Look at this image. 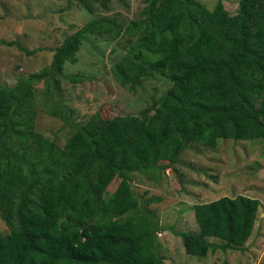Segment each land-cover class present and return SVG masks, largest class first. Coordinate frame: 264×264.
I'll return each instance as SVG.
<instances>
[{"label": "trees", "instance_id": "16d2710c", "mask_svg": "<svg viewBox=\"0 0 264 264\" xmlns=\"http://www.w3.org/2000/svg\"><path fill=\"white\" fill-rule=\"evenodd\" d=\"M73 1L94 14L109 0ZM237 7L232 17L223 0L212 9L198 0H145L141 17L126 25L110 17L88 21L54 50L48 68L30 76L50 78L56 94L64 65L76 63L88 36L124 37V53L109 69L119 86L134 93L156 78L167 85L136 115L146 126L134 140L127 118L114 111L112 118L97 113L74 123L57 93L49 114L71 131L61 147L34 131L36 104L27 81L21 89H2L10 108L0 112V163L11 177L0 176L7 228L0 233V264H163L154 240L166 227L148 210L159 198L136 193L133 176L159 182L166 170L177 173L191 143L213 149L219 140L264 139V0H238ZM23 112L25 129L16 132L14 118ZM116 177V189L107 193ZM37 178L46 182L42 206L30 201ZM103 202L113 219L95 223ZM258 207V199L244 195L195 204L197 231L175 235L197 259L242 251Z\"/></svg>", "mask_w": 264, "mask_h": 264}, {"label": "rangeland", "instance_id": "374dc122", "mask_svg": "<svg viewBox=\"0 0 264 264\" xmlns=\"http://www.w3.org/2000/svg\"><path fill=\"white\" fill-rule=\"evenodd\" d=\"M212 9L217 0H198ZM238 0H223L224 9L232 17L237 12ZM145 0H109L103 8L89 14L73 0H0V112L10 108L2 89H21L23 81L31 87L35 100L34 131L45 138L54 139L61 147L71 135L68 125L50 116L49 110L56 94L68 110V118L83 125L92 115L113 117L114 111L125 116L126 132L131 140L146 126L138 118L142 110L151 104L150 96L157 98L167 88L161 78H156L137 88L134 93L122 88L111 75L112 59L122 55L123 38L115 39L111 34L88 36L76 54V63H66L54 94L50 78L31 79L49 67L54 50L72 33L96 17L116 18L124 25L139 19ZM16 45H10V43ZM80 76L82 81L69 78ZM47 83L50 84L47 89ZM55 87V86H54ZM26 112L15 116V131L25 129ZM21 128V129H20ZM41 176V169L35 168ZM2 181H8L11 172L0 163ZM38 183L30 201L42 206L46 182ZM115 178L108 186L112 193L119 183ZM29 180L19 192L28 186ZM133 189L145 197L155 196L159 200L148 206L155 213L164 231L155 235L154 245L161 254L163 264H264V139L232 141L219 140L215 148L200 144H188L180 156L177 173L171 169L161 175L159 182L149 181L142 174H135ZM244 195L259 200L257 218L249 240L242 251H216L197 259L186 254L182 239L175 232H196L192 206L214 201L221 197ZM106 194L102 195L105 200ZM99 212V210H98ZM110 213L101 203L95 223L111 221ZM0 233L7 228L0 214ZM214 241V239H210Z\"/></svg>", "mask_w": 264, "mask_h": 264}]
</instances>
